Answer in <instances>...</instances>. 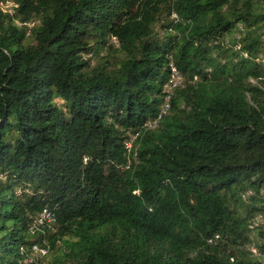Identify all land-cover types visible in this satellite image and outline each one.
Instances as JSON below:
<instances>
[{"label": "trees", "instance_id": "16d2710c", "mask_svg": "<svg viewBox=\"0 0 264 264\" xmlns=\"http://www.w3.org/2000/svg\"><path fill=\"white\" fill-rule=\"evenodd\" d=\"M34 244L264 264V0H0V264Z\"/></svg>", "mask_w": 264, "mask_h": 264}, {"label": "built area", "instance_id": "2783aa9c", "mask_svg": "<svg viewBox=\"0 0 264 264\" xmlns=\"http://www.w3.org/2000/svg\"><path fill=\"white\" fill-rule=\"evenodd\" d=\"M169 65H170L169 77H168V80L166 81V83L164 84V91L166 92L165 99L162 102V104L159 106L156 117L153 120L145 123V127H147V128H155L158 125V122L160 121V119L164 115H166V113L169 110V100H170V96H171L173 90L176 87L182 85V82H183L182 74L175 67L173 62H170ZM135 136H136V134H135ZM131 145H132V140H129L126 142L125 146H126L128 151L130 150ZM255 219H257V217L254 218V224H256V222H257V221H255ZM54 221H55L54 214L48 208H43L39 212V214L37 215V218H36V223L38 225H47L52 230H53L52 225H53ZM209 241H211V240H209ZM249 250L256 257L262 256L258 252V250L253 246L249 247ZM23 254H24V252H23ZM45 254H46V248L41 247L37 244L32 245L31 249H30V253H25L26 264L34 262L37 258H41ZM2 264H9V263L4 262Z\"/></svg>", "mask_w": 264, "mask_h": 264}, {"label": "clouds", "instance_id": "9594fccd", "mask_svg": "<svg viewBox=\"0 0 264 264\" xmlns=\"http://www.w3.org/2000/svg\"><path fill=\"white\" fill-rule=\"evenodd\" d=\"M113 40L116 42V40H115V39H113ZM44 208H46V207H44ZM52 213H53V212H52ZM38 214H39V213H38ZM53 214H54V213H53ZM54 217H55V216H54ZM36 218H37V217H36ZM54 223H55V221H54ZM54 223H53V225H52V226H53V229H56V227L54 226ZM44 248H45V247H44ZM46 252H47V250H46ZM45 255H46V254H45ZM45 255H44V256H45ZM42 257H43V256H42ZM29 264H30V263H29Z\"/></svg>", "mask_w": 264, "mask_h": 264}, {"label": "rangeland", "instance_id": "374dc122", "mask_svg": "<svg viewBox=\"0 0 264 264\" xmlns=\"http://www.w3.org/2000/svg\"><path fill=\"white\" fill-rule=\"evenodd\" d=\"M4 9H6V6H3Z\"/></svg>", "mask_w": 264, "mask_h": 264}]
</instances>
